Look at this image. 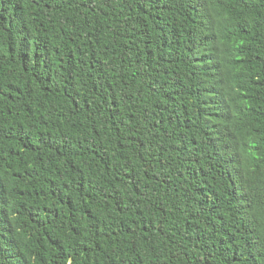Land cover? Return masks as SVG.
Instances as JSON below:
<instances>
[{
    "label": "trees",
    "instance_id": "16d2710c",
    "mask_svg": "<svg viewBox=\"0 0 264 264\" xmlns=\"http://www.w3.org/2000/svg\"><path fill=\"white\" fill-rule=\"evenodd\" d=\"M0 264H264V0H0Z\"/></svg>",
    "mask_w": 264,
    "mask_h": 264
}]
</instances>
